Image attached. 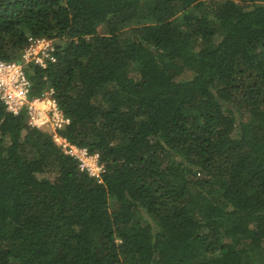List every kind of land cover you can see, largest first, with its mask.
I'll return each mask as SVG.
<instances>
[{"label": "trees", "instance_id": "trees-1", "mask_svg": "<svg viewBox=\"0 0 264 264\" xmlns=\"http://www.w3.org/2000/svg\"><path fill=\"white\" fill-rule=\"evenodd\" d=\"M58 135L0 103V264H264V0H0Z\"/></svg>", "mask_w": 264, "mask_h": 264}, {"label": "built area", "instance_id": "built-area-1", "mask_svg": "<svg viewBox=\"0 0 264 264\" xmlns=\"http://www.w3.org/2000/svg\"><path fill=\"white\" fill-rule=\"evenodd\" d=\"M54 47L46 39H30L28 46L21 54L19 63L0 60V103L7 113L14 116L24 113L30 128L52 135L53 141L62 151L71 156L78 164L81 172L101 183L104 167L97 154H90L85 148H78L58 135L68 124L53 98V91L41 97L30 98L31 83L25 68L37 66L45 69L49 62L54 63Z\"/></svg>", "mask_w": 264, "mask_h": 264}, {"label": "rangeland", "instance_id": "rangeland-1", "mask_svg": "<svg viewBox=\"0 0 264 264\" xmlns=\"http://www.w3.org/2000/svg\"><path fill=\"white\" fill-rule=\"evenodd\" d=\"M53 44V43H52ZM54 47V46H53Z\"/></svg>", "mask_w": 264, "mask_h": 264}, {"label": "clouds", "instance_id": "clouds-1", "mask_svg": "<svg viewBox=\"0 0 264 264\" xmlns=\"http://www.w3.org/2000/svg\"><path fill=\"white\" fill-rule=\"evenodd\" d=\"M98 155V154H97Z\"/></svg>", "mask_w": 264, "mask_h": 264}]
</instances>
